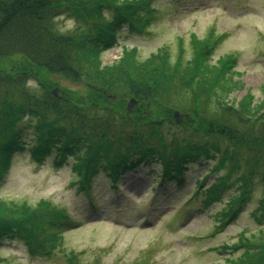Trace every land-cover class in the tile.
I'll use <instances>...</instances> for the list:
<instances>
[{
    "label": "trees",
    "instance_id": "obj_1",
    "mask_svg": "<svg viewBox=\"0 0 264 264\" xmlns=\"http://www.w3.org/2000/svg\"><path fill=\"white\" fill-rule=\"evenodd\" d=\"M153 3L0 0V185L14 156L26 153L36 166L49 157L53 168L68 167V185L93 207L88 194L99 173L114 188L125 172L156 163L157 186L167 181L179 184L188 164L211 160L209 172H220L219 176L205 188L196 180L190 199L196 197L193 200L205 207L224 196L215 230L245 211L256 185L262 196L250 214L257 224H264V102L253 106L249 95L238 104H227L238 57L230 54L212 64L221 40L215 32L202 40L192 37L191 61L185 58L188 49L183 41L175 63L169 51L162 50L156 57L158 67L147 76L150 83H145L146 69L154 64L143 68L137 49L127 52L131 71L124 64L127 69L120 65L102 69V55L115 46L123 30L147 34L163 15ZM59 16L73 20L76 30L60 32L55 27ZM13 59L15 65L4 66ZM56 85L62 93L53 90ZM129 100L139 106L126 118L124 104ZM114 101L121 107L113 110ZM149 106L153 110L148 111ZM223 107L225 121L216 130L211 121L219 118ZM174 111L182 123L172 120ZM190 116L199 122L193 128L185 124ZM202 124L213 127L202 129ZM225 131L233 141L216 139ZM74 217L47 200L36 207L0 202V249L6 241H17L29 256L48 257L61 249L65 233L78 225ZM230 250L240 252L228 264H264V230L248 238L242 235ZM65 260L82 264L74 253Z\"/></svg>",
    "mask_w": 264,
    "mask_h": 264
},
{
    "label": "rangeland",
    "instance_id": "obj_2",
    "mask_svg": "<svg viewBox=\"0 0 264 264\" xmlns=\"http://www.w3.org/2000/svg\"><path fill=\"white\" fill-rule=\"evenodd\" d=\"M153 5L164 11L163 15L147 34L129 35L124 30L118 45L102 55V69L124 64L129 68L122 67L131 71L127 52L137 49L143 68L154 64L153 68L146 69L145 83H150L147 76L158 67L156 57L162 50L169 51L175 63L179 41H183L188 49L185 58L191 61L192 37L202 40L215 32L221 40L212 64L216 65L230 54L238 57L237 67L230 77L235 85L230 88L227 104H238L249 95L253 97V106L264 102V0H154ZM76 26L67 16L55 19V27L62 33L73 32ZM16 62L17 59L7 60L4 66L12 67ZM53 81L69 88L71 85L58 78ZM59 85L53 90L62 93ZM28 86L34 87L33 84ZM129 101L124 104L126 118L139 106L136 101L133 104ZM117 105L114 101L110 107L113 110L121 107ZM150 107L148 111L153 110ZM222 110L219 118L211 121L216 130H221L216 125L225 121V107ZM171 115L175 124L182 123L181 116ZM189 118L192 119L185 123L189 127H195L196 122L199 124L197 117ZM207 127L213 125H201L202 129ZM217 138L222 139L221 143L234 140L228 131ZM212 165L211 160L190 163L181 185L165 183L161 187L154 183L156 163L139 165L121 175L115 189H111L99 173L93 177L88 194L93 199V209L84 194L68 185L67 166L55 169L49 157L36 166L26 153L16 155L0 185V202L20 206L28 203L36 207L41 200H47L75 216L73 220L78 225L65 233L63 246L50 257H31L21 242L6 241L0 249V264H67L65 257L70 253L78 256L82 264H228L229 259L239 255L240 251H232L230 247L237 244L242 235L248 238L259 229L264 230V224H257L250 214L262 196V189L256 185L251 202L234 223L214 231L224 196L205 207L188 201L195 179L203 177V187H206L219 176L220 172L209 174ZM153 190H158L154 196Z\"/></svg>",
    "mask_w": 264,
    "mask_h": 264
},
{
    "label": "water",
    "instance_id": "obj_3",
    "mask_svg": "<svg viewBox=\"0 0 264 264\" xmlns=\"http://www.w3.org/2000/svg\"><path fill=\"white\" fill-rule=\"evenodd\" d=\"M130 104H133V101H130ZM177 116H178V113L174 112V117H177Z\"/></svg>",
    "mask_w": 264,
    "mask_h": 264
}]
</instances>
